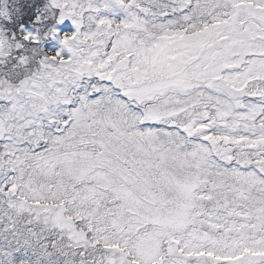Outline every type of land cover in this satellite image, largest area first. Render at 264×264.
I'll return each mask as SVG.
<instances>
[{
	"label": "snow or ice",
	"instance_id": "snow-or-ice-1",
	"mask_svg": "<svg viewBox=\"0 0 264 264\" xmlns=\"http://www.w3.org/2000/svg\"><path fill=\"white\" fill-rule=\"evenodd\" d=\"M0 264H264V0H0Z\"/></svg>",
	"mask_w": 264,
	"mask_h": 264
}]
</instances>
